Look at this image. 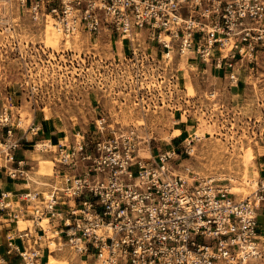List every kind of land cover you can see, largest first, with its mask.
Instances as JSON below:
<instances>
[{
    "label": "built area",
    "instance_id": "built-area-1",
    "mask_svg": "<svg viewBox=\"0 0 264 264\" xmlns=\"http://www.w3.org/2000/svg\"><path fill=\"white\" fill-rule=\"evenodd\" d=\"M15 2L34 21L51 19L67 35L107 31L124 39L143 29L165 50L191 52L232 81L257 69L264 54V0ZM101 120L70 139L39 141V150L55 154L56 167L46 191L21 194L34 224L55 223L74 251L92 254L95 264H259L252 259L264 252L257 219L264 167L251 192L237 199L216 177L176 172L173 149L142 156L134 130L105 134ZM21 128L20 118L12 121L2 107L0 173L14 179L26 178L15 159ZM38 129L33 121L26 128Z\"/></svg>",
    "mask_w": 264,
    "mask_h": 264
},
{
    "label": "rangeland",
    "instance_id": "rangeland-1",
    "mask_svg": "<svg viewBox=\"0 0 264 264\" xmlns=\"http://www.w3.org/2000/svg\"><path fill=\"white\" fill-rule=\"evenodd\" d=\"M44 23L31 19L15 0H0V110L10 112L12 121L20 118L21 129L47 116L70 139L72 132L93 129L101 118L105 134L134 130L142 156L173 149V168L182 175L216 177L237 199L255 187L264 149L263 53L257 69L242 70L236 81L223 77L226 91L214 94L211 78L222 77L220 71L175 48L169 60L143 29L124 39L107 31L77 32L68 46L59 32L54 50L45 45L44 34L46 27L55 30ZM136 77H142L140 84ZM33 148L30 157L37 173L52 174L55 154ZM248 149L252 158L244 175L241 164ZM22 220L23 226L30 223ZM61 242L49 241L51 249L61 246L63 257L49 256L48 264L80 260L68 242ZM259 242L264 250L262 237ZM252 260L264 264V252L263 258Z\"/></svg>",
    "mask_w": 264,
    "mask_h": 264
},
{
    "label": "crops",
    "instance_id": "crops-1",
    "mask_svg": "<svg viewBox=\"0 0 264 264\" xmlns=\"http://www.w3.org/2000/svg\"><path fill=\"white\" fill-rule=\"evenodd\" d=\"M222 78H211L214 94L217 91L223 95L224 91H226L227 79L222 80ZM241 79L242 77H239L240 82L242 81ZM48 118L44 116L37 123L32 120L34 124L39 126L35 134L26 129H21L16 133L19 140L18 146L15 149V159L19 161L20 166L25 170L26 178L14 179L0 173V264H48L49 256L59 260L63 257L62 252H60L61 246L54 249L49 247L50 240H53L57 244L61 240L62 245L67 242L66 236L59 232L61 228L55 223L47 222L46 220L41 221L37 225L34 224L30 216L24 213L29 211L28 205L30 201H25L21 198V194L27 190L46 191L48 189L47 185L54 180L51 174L37 173V164L30 157L31 150L34 149V142L49 139L52 143H56L63 136L61 127L56 125L57 122ZM59 132L61 135H58ZM54 135H56V139ZM261 151L259 163L263 168L264 149ZM51 154L49 153L50 156ZM2 193L5 196H1ZM257 212L259 233L262 237L261 243L264 244V203L258 208ZM20 216L22 217L21 219L30 222L22 229L18 227ZM77 254L80 260L69 259L70 264H82V260L86 263L91 262L95 264L92 254ZM83 256L85 257L83 258Z\"/></svg>",
    "mask_w": 264,
    "mask_h": 264
},
{
    "label": "bare ground",
    "instance_id": "bare-ground-1",
    "mask_svg": "<svg viewBox=\"0 0 264 264\" xmlns=\"http://www.w3.org/2000/svg\"><path fill=\"white\" fill-rule=\"evenodd\" d=\"M49 20H51V19H48L47 21H49ZM46 21V23H44L43 24V26H47V25H49L51 28H53L55 31H53V30H49L47 27H46V29H45V34H44V37H45V45L46 46H48V47H50V48H52V49H54V50H57L58 49V47H59V43H60V39H61V37H60V34H59V32L61 33V36L63 35L62 34V31L59 29V27L56 25V24H54L52 21H50V22H47ZM64 36V38H65V40H64V44H66L67 46L68 45H70L71 44V39H73L74 38V40H75V38L76 37H78L79 36V34L76 32V33H73V34H71V35H67V34H64L63 35ZM130 36H131V34H130ZM172 52H173V50L171 49V48H169L168 50H163V55L165 56V57H168V58H170L169 60H172ZM183 55H181L180 56V58L182 57ZM47 117V116H46ZM198 130V129H197ZM195 132H194V135H195V137L196 136H199V133H198V131H196V130H194ZM201 134H203V133H201ZM167 138V137H166ZM169 139V138H168ZM40 143H39V141H37V143H36V147H40ZM247 152V155H244L243 154V156H245V157H243V162H242V166H243V171H244V175H247V169H248V165L250 164V159L252 158V152H251V150H247L246 151ZM244 177V176H243ZM245 181V186H247L248 185V183H249V181H247V179H245L244 180ZM254 185H255V183H254ZM244 186V187H245ZM237 190H239V188H237ZM230 191H231V193L233 192V190H231L230 189ZM245 191V190H244ZM235 192V191H234ZM233 192V193H234ZM248 193V192H247ZM243 194H245V192L243 193ZM22 223H23V220L22 219H19L18 220V227H19V229H22L24 226L22 225ZM55 232V231H54ZM55 234V233H54ZM82 262H84L83 260H82ZM86 263V262H85ZM85 263H83V264H85Z\"/></svg>",
    "mask_w": 264,
    "mask_h": 264
}]
</instances>
